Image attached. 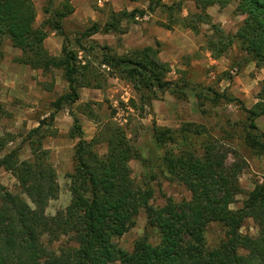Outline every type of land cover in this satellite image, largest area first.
Wrapping results in <instances>:
<instances>
[{
  "label": "trees",
  "instance_id": "1",
  "mask_svg": "<svg viewBox=\"0 0 264 264\" xmlns=\"http://www.w3.org/2000/svg\"><path fill=\"white\" fill-rule=\"evenodd\" d=\"M72 1L47 0V17L36 26L32 0H0V60L7 39L20 51L15 62L43 74L60 70L68 84V90L52 102L49 120L38 121L22 139L31 159L20 158L21 146L3 153L14 136H0V168L10 172L18 184V190L11 192L0 182V264H264V176L245 193L241 206L232 209L231 204L242 192L239 176L244 165L229 164L226 148L204 125L185 122L172 129L153 123L145 156L111 116L102 122L88 107L87 115L97 129L92 138L86 139L79 120L72 115L67 135L76 143L73 168L66 175L70 200L53 215L46 214V208L57 198L59 184L47 158L49 150L43 147L44 139L56 133L48 134L45 128L54 113L76 103L80 88L102 89L105 75L127 81L142 106H151L164 92L185 98L187 85L166 78L170 65L160 59L158 44L119 54L107 46H86L82 40L97 33L122 35L126 32L124 21L160 8L170 21L163 26L167 29L174 23L199 34L200 26L208 25L205 47L213 58H220L236 45L238 56L232 59V68L239 70L253 63L264 69V0H177L169 5L146 0L145 10H112L103 24L92 22L74 39L76 48L68 45L62 28V21L74 11ZM186 2L193 3L194 10L178 17ZM231 2H235L234 12L243 15L233 34L214 23L207 11ZM49 31L64 37L58 55L44 45ZM96 48L100 52L89 58ZM79 51L85 53L84 60L79 59ZM103 66L107 73L101 70ZM193 92L199 107L207 101L213 105L221 100L237 103L245 113L241 139L254 155L264 154V132L256 124V119L264 116V87L250 108L233 95L212 88H193ZM7 114L0 103V120ZM193 137L201 138V153L193 147ZM101 145L106 149L104 155L97 148ZM133 159L144 169L146 181L141 185L132 177L129 162ZM155 168L182 184L190 193L189 199L177 202L168 198L163 206H153L150 201L154 191L147 181L154 179ZM141 210L146 214L147 228L156 230L158 242L152 243L145 233L131 250H126L116 239L134 226ZM249 219L257 228L256 235L241 232ZM211 223L223 230V236L213 245L206 238Z\"/></svg>",
  "mask_w": 264,
  "mask_h": 264
},
{
  "label": "rangeland",
  "instance_id": "2",
  "mask_svg": "<svg viewBox=\"0 0 264 264\" xmlns=\"http://www.w3.org/2000/svg\"><path fill=\"white\" fill-rule=\"evenodd\" d=\"M36 8L35 25L40 26L47 17L44 9L47 0H32ZM177 0H161L163 4H172ZM74 11L62 21V28L68 45L76 48L74 39L85 28L96 21L103 24L110 11L127 10L134 8L146 9L147 1L129 0H73ZM194 10L191 2H186L178 17L186 15L187 11ZM235 2L226 7L211 6L207 9L214 23L218 24L226 33H235L240 25L243 15L234 12ZM177 16V14H176ZM170 23L165 11L157 8L146 12L142 17L130 22H123L126 32L118 34H94L82 40L86 46L93 44L96 47L107 46L119 54L127 50L153 46L158 44L162 61L170 65L167 79L178 84H186L185 98L164 92L152 101L151 106H142L138 101V94L131 85L122 79L109 75L102 89L82 87L79 89L80 98L72 106H64L54 113L50 125H46L48 135L43 147L48 149V160L56 171L59 184L57 198L48 202L46 214L53 215L57 210L67 206L70 200L67 173L73 168V146L76 139L68 137L67 133L75 116L82 127L84 138L90 139L96 132L97 125L87 115L91 108L96 119L105 121L111 116L113 122L124 127L131 143L138 151L147 155V147L151 140V127L158 126L177 129L182 123L195 122L204 125L214 138H218L228 152V163L238 162L244 165L240 173L239 183L242 192L231 204L232 209L241 206L245 193L253 188L257 181L264 176V154L254 155L241 139L245 113L237 103H226L221 100L217 105L209 101L199 107L194 96L195 90L212 88L219 93L233 95L242 105L250 108L257 102V96L264 87V69L257 68L253 63L241 69L231 67V61L237 55V47L233 45L227 53L220 58H213L205 47V36L210 33L208 25L200 26V33L194 34L190 29L172 23L167 29L164 24ZM64 37L57 33L48 32L44 45L53 55H58L63 45ZM97 48L92 53L98 54ZM3 58L0 60V103L7 111V115L0 120V136L11 134L14 140L9 142L3 151L7 152L15 146H21L20 158L31 159L28 146L22 139L27 132L38 125L40 120H49L53 113L52 102L68 90V84L62 77L60 70L52 74H43L41 70H33L26 65L19 64L14 58L20 51L11 46L9 40L3 42ZM79 59H85V53L78 52ZM101 70L106 68L103 66ZM135 103H132V102ZM86 105V106H85ZM258 128L264 132V116L256 119ZM191 143L198 153H201V138L193 137ZM100 155L106 149L98 146ZM176 148V146H174ZM134 181L141 185L144 169L141 163L133 159L129 162ZM154 179H149L153 189L150 203L155 207L163 206L168 198L174 201L189 199V191L176 181H173L159 168L154 169ZM0 182L11 192L18 190V184L13 175L0 168ZM147 219L144 210H141L135 219V224L121 237L116 239L118 245L131 250L134 242L145 233L150 235L152 243L158 242L156 230L147 228ZM241 232L256 235L257 228L251 219L247 220ZM223 236V230L216 223L207 228L206 238L208 244H215ZM57 245V244H54ZM118 264V263H114Z\"/></svg>",
  "mask_w": 264,
  "mask_h": 264
},
{
  "label": "built area",
  "instance_id": "3",
  "mask_svg": "<svg viewBox=\"0 0 264 264\" xmlns=\"http://www.w3.org/2000/svg\"><path fill=\"white\" fill-rule=\"evenodd\" d=\"M136 19H138V17H136Z\"/></svg>",
  "mask_w": 264,
  "mask_h": 264
}]
</instances>
